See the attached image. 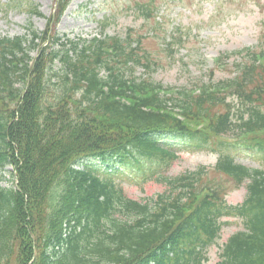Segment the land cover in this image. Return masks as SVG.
I'll return each mask as SVG.
<instances>
[{"label": "trees", "instance_id": "obj_1", "mask_svg": "<svg viewBox=\"0 0 264 264\" xmlns=\"http://www.w3.org/2000/svg\"><path fill=\"white\" fill-rule=\"evenodd\" d=\"M136 36L82 41L48 25L0 40V166L17 172L16 187L0 177V264H203L225 216L244 229L217 264H264V51L245 49L232 78L174 95L134 75L152 66ZM170 140L218 160L167 175L180 156ZM238 147L262 167L238 162ZM126 175L165 189L134 199L118 181ZM247 181L243 202L229 204L228 190Z\"/></svg>", "mask_w": 264, "mask_h": 264}, {"label": "rangeland", "instance_id": "obj_2", "mask_svg": "<svg viewBox=\"0 0 264 264\" xmlns=\"http://www.w3.org/2000/svg\"><path fill=\"white\" fill-rule=\"evenodd\" d=\"M56 6L57 0H0V36L24 35L28 26L40 31L45 29ZM32 8H37L41 14L32 12ZM148 8L150 11L146 13ZM103 21L107 23L104 32L110 36L136 38L138 33L146 35L141 52L150 57L152 66L147 71L144 66L138 67L135 75L140 79L151 75L155 81L170 86L209 82L210 69L215 67L214 59L219 55L245 47L264 48V0H73L57 30L71 37H90L100 33ZM169 33L181 36V42L167 40L165 37ZM170 44L173 52L168 50ZM239 57H231L223 70L216 71L213 81L233 77ZM142 61L146 63V58ZM170 143L175 145L180 156L166 170L167 175H178L199 165L210 166L217 162L218 154L210 150L193 152L181 148L178 140H170ZM231 152L249 167L262 165L259 156L249 151ZM95 163L104 169L107 167L100 161ZM0 177H3L2 186L16 187L17 172L12 165L0 166ZM119 181L126 193L136 199L165 189L162 183L141 175H126ZM232 190L227 195L228 202L241 203L246 197V186ZM224 220L228 222L223 226L222 236L210 247V260L205 264H215L224 243L244 229L238 217Z\"/></svg>", "mask_w": 264, "mask_h": 264}]
</instances>
